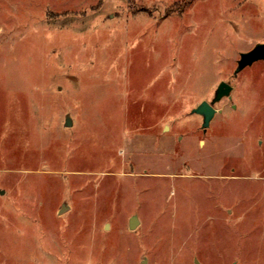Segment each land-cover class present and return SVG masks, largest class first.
I'll return each mask as SVG.
<instances>
[{"label":"rangeland","instance_id":"1","mask_svg":"<svg viewBox=\"0 0 264 264\" xmlns=\"http://www.w3.org/2000/svg\"><path fill=\"white\" fill-rule=\"evenodd\" d=\"M259 43L264 0H0V264H264Z\"/></svg>","mask_w":264,"mask_h":264},{"label":"water","instance_id":"2","mask_svg":"<svg viewBox=\"0 0 264 264\" xmlns=\"http://www.w3.org/2000/svg\"><path fill=\"white\" fill-rule=\"evenodd\" d=\"M263 60L264 61V43L256 44L252 49L249 51L240 53L239 59L237 61V67L234 71V75L240 72L246 66L251 65L252 63ZM232 90V86L224 81H221L215 92L214 96L210 102L202 101L199 105H197L192 112L201 116L202 118V128L205 129L209 126L210 121L212 120L216 110L214 109L213 105L220 101L224 97L230 98V92ZM71 125V119L69 116L66 117L65 126ZM64 206L61 208V212L63 211ZM138 223V219L136 216H132L129 220V228L133 229ZM195 264L198 262L195 260Z\"/></svg>","mask_w":264,"mask_h":264}]
</instances>
